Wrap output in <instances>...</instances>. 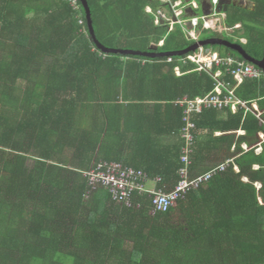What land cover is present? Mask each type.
I'll list each match as a JSON object with an SVG mask.
<instances>
[{"label":"trees","instance_id":"trees-1","mask_svg":"<svg viewBox=\"0 0 264 264\" xmlns=\"http://www.w3.org/2000/svg\"><path fill=\"white\" fill-rule=\"evenodd\" d=\"M247 1L256 10L230 6L225 25L241 24L248 42H236L260 60L264 0ZM78 2L81 11L68 0H0V264H264V143L256 150L264 79L236 90L257 101L261 119L230 108L194 114L191 177L230 159L239 172L230 164L167 213L151 216L148 201L140 210L121 206L107 189L92 190L85 173L120 162L175 187L184 146V108L175 102L206 96L215 81L181 57L105 53ZM88 2L106 49L130 51L129 40L142 36L135 51L176 52L193 42L178 25L154 26L146 8H168L161 0ZM205 47L243 59L222 45ZM177 66L186 74L177 76Z\"/></svg>","mask_w":264,"mask_h":264},{"label":"built area","instance_id":"built-area-1","mask_svg":"<svg viewBox=\"0 0 264 264\" xmlns=\"http://www.w3.org/2000/svg\"><path fill=\"white\" fill-rule=\"evenodd\" d=\"M68 1L74 9L81 11L78 0ZM220 1L209 0L210 14L206 15L204 13L202 16H198L196 11L200 9V4L197 0H161V3L166 4L168 8L157 10L158 13H156L153 21L154 26H166L169 32H172L177 25L184 26L186 28L185 37L194 41H198L201 32L208 30L228 32L231 35L235 29L241 28V25L236 24L231 28L225 25L227 13L218 12L217 10ZM167 9H169V12H167ZM146 12L155 14L151 7H147ZM81 24H85L84 19H81ZM232 37L242 43L248 42V38L244 36L232 34ZM161 44H164V41L158 43V45ZM168 62H174L173 57H168ZM179 62L183 65L192 64L195 66L194 71L210 75L215 81V87L206 96L195 98L185 96L175 102V104L184 108L182 118L184 125L181 131V139L184 146L181 151L180 161L182 167L179 170L177 185L167 190L165 186L160 187L163 180L159 177L150 178L143 170H137L120 162L101 161L89 172L85 173L89 177V184L92 190H96L97 187L107 189L112 195L113 201L121 206L140 210L145 201H148L151 216L169 212L180 200L185 199L191 191L205 186L219 173L225 171L230 164H234V170L239 172L234 159H230L197 177H191V157L196 148L194 114L201 113L207 109L223 108H230L233 113L244 110V113L248 114L253 111L260 119L262 114L257 101L242 99L236 93V90L245 81L263 80L264 71L261 68L244 59L230 55L221 56L219 52L211 49V47L207 49L205 46H199L196 51L181 57ZM175 73L179 77L186 74L181 66L175 68ZM226 75L231 81L226 79ZM261 121L262 123L264 122L262 119ZM219 134L216 133L215 135ZM238 135H245V130H238ZM259 136L261 142L256 147L258 154L262 151V144L264 143L263 131L259 133ZM242 148L245 151L251 150L248 144H243ZM233 150H235V147ZM256 168L259 169L258 167ZM148 185L152 187H148ZM256 186L259 190L262 187L259 183ZM91 193L92 191L88 195L90 196Z\"/></svg>","mask_w":264,"mask_h":264},{"label":"water","instance_id":"water-1","mask_svg":"<svg viewBox=\"0 0 264 264\" xmlns=\"http://www.w3.org/2000/svg\"><path fill=\"white\" fill-rule=\"evenodd\" d=\"M82 3L84 4V7L87 12V19H88V25H89V30L91 35L93 36V39L95 42L99 45L100 49L103 50L107 54H124V55H130V56H138V57H143V58H165V57H182L190 52H194L198 49L199 46H205V45H222L227 47V49L236 52L239 54L244 60H247L257 67L261 68L264 71V56L262 59L257 60L252 58L247 51H245L244 47L242 44H239L237 42L230 41L225 38H220V37H205V38H200L198 41L193 42L190 44V46L186 47V49L182 51H176V52H163V53H154V52H139V51H125V50H109L106 49V47L102 46L98 40L96 39L95 36V31H94V21H93V16H92V10L89 5L88 0H82ZM238 7L243 10L247 11H255L256 10V4L252 1H247V0H221L219 5H218V12H227L229 7ZM202 10L206 15L210 14L209 11V5L208 4H203L202 5Z\"/></svg>","mask_w":264,"mask_h":264},{"label":"rangeland","instance_id":"rangeland-1","mask_svg":"<svg viewBox=\"0 0 264 264\" xmlns=\"http://www.w3.org/2000/svg\"><path fill=\"white\" fill-rule=\"evenodd\" d=\"M198 2H199V4L201 5V3H205V4H208L209 3V0H197ZM159 9H161V7L159 8ZM158 9V10H159ZM167 12H169V9H167ZM156 13H158V11H155V14H154V16L156 17ZM196 14L198 15V16H202L204 13H203V11L200 9V10H198V11H196ZM259 23H262V22H259ZM260 26V29H264V24L262 23V24H259ZM177 28H179V29H181L182 30V33H183V35L185 36V27L184 26H181V25H178L177 26ZM168 33V32H167ZM165 34L166 36H169L168 34ZM224 33V32H223ZM227 35L228 34H230V33H228V32H225ZM222 34L221 33V36H223V37H227V38H230V37H228L226 34ZM242 33V29L241 30H239V32L238 33H236L237 35H239V34H241ZM234 34H235V31H234ZM211 35H214L213 33H212V31H203L201 34H200V37L201 38H205V37H210ZM143 38V36L142 37H139V39H131V40H129V42H130V44H128V46L130 47V51H135V49L136 50H140V49H143V46H144V39H142ZM145 38V37H144ZM147 39H150L149 38V36L148 37H146ZM236 40V39H235ZM136 46V47H135ZM32 161H30V163H31ZM148 187H152L151 185H148Z\"/></svg>","mask_w":264,"mask_h":264},{"label":"crops","instance_id":"crops-1","mask_svg":"<svg viewBox=\"0 0 264 264\" xmlns=\"http://www.w3.org/2000/svg\"><path fill=\"white\" fill-rule=\"evenodd\" d=\"M203 4H205V3H201V5H200L201 9H202V5H203ZM153 46H155V45H153ZM216 136H218V135H216ZM262 150H263V148H262ZM261 152H262V151H261ZM261 152H260L259 154H261ZM259 154H258V155H259ZM256 167L259 168L258 165L255 166V169H257ZM257 170H258V169H257ZM155 178H156V177H155ZM159 178H160V177H159ZM160 179H161V178H160ZM244 181H245V182H248L249 180H248V178H244ZM259 184H260V183H259ZM260 185L262 186V184H260ZM207 187H208V186L206 185V186L203 187V189L206 190ZM261 188H262V187H261ZM260 200H261V199H260ZM176 206H177V205H176ZM176 206H175L174 208H176ZM172 209H173V208H172Z\"/></svg>","mask_w":264,"mask_h":264},{"label":"clouds","instance_id":"clouds-1","mask_svg":"<svg viewBox=\"0 0 264 264\" xmlns=\"http://www.w3.org/2000/svg\"><path fill=\"white\" fill-rule=\"evenodd\" d=\"M208 5H209V3H208ZM200 9H201V7H200ZM200 9H199V10H200ZM201 10H202V9H201ZM202 11H203V10H202ZM203 13H204V12H203ZM226 13H227V12H226ZM240 25H241V24H240ZM241 29H242V26H241V28H238V29H235V30L239 31V30H241ZM235 30H234V31H235ZM168 31H169V30H168ZM234 31H233L232 34H234ZM201 33H202V32H201ZM201 33H200V34H201ZM232 34H231V35L228 34V35H229V36H232ZM235 34H236V33H235ZM199 39H200V36H199ZM199 39H198V40H199ZM233 39H234V38H233ZM192 41H193V42H196V41H194V40H192ZM238 41H239V40H238ZM193 42H192V43H193ZM233 42H236V40L234 39ZM237 43H238V42H237ZM239 44H240V43H239ZM207 49H208V47H207ZM190 53H191V52H190ZM190 53H189V54H190ZM187 55H188V54H187ZM182 57H183V56H182ZM194 68H195V67H194ZM180 77H181V76H180Z\"/></svg>","mask_w":264,"mask_h":264},{"label":"bare ground","instance_id":"bare-ground-1","mask_svg":"<svg viewBox=\"0 0 264 264\" xmlns=\"http://www.w3.org/2000/svg\"><path fill=\"white\" fill-rule=\"evenodd\" d=\"M149 14V13H148Z\"/></svg>","mask_w":264,"mask_h":264}]
</instances>
